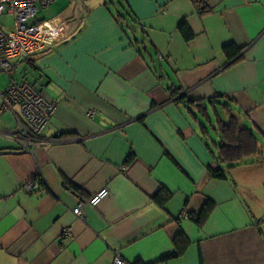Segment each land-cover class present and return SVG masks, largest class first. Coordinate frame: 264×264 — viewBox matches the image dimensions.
<instances>
[{
  "label": "crops",
  "instance_id": "1",
  "mask_svg": "<svg viewBox=\"0 0 264 264\" xmlns=\"http://www.w3.org/2000/svg\"><path fill=\"white\" fill-rule=\"evenodd\" d=\"M63 1L48 20L80 16L76 29L12 74L56 103L43 142L21 153L15 120L0 114V264H113L115 254L125 264H264V0H199L203 15L191 0ZM231 44L241 58L225 67ZM6 86L0 75V94ZM213 100L259 141L229 171L214 127L210 144L188 111ZM102 189L84 220L73 215ZM179 233L188 244L170 258Z\"/></svg>",
  "mask_w": 264,
  "mask_h": 264
},
{
  "label": "built area",
  "instance_id": "2",
  "mask_svg": "<svg viewBox=\"0 0 264 264\" xmlns=\"http://www.w3.org/2000/svg\"><path fill=\"white\" fill-rule=\"evenodd\" d=\"M57 0H0V18L5 14L13 21V30L6 31L0 24V75L7 77V86L0 94V114H10L16 122L13 138L20 143L21 153L32 154L37 145L42 143V133L50 124L56 111V103L49 100L42 88L25 80H16L13 73L31 57L43 54L58 42L70 36V29L75 30L77 18H54L34 21L42 10ZM92 117L93 112H87ZM36 179L23 185L22 191L31 194L37 188ZM108 196L102 189L86 202H78L72 210L75 217L84 220V206L96 207ZM184 216L186 215L183 212ZM65 230L62 237H69ZM113 264H125L115 254Z\"/></svg>",
  "mask_w": 264,
  "mask_h": 264
},
{
  "label": "trees",
  "instance_id": "3",
  "mask_svg": "<svg viewBox=\"0 0 264 264\" xmlns=\"http://www.w3.org/2000/svg\"><path fill=\"white\" fill-rule=\"evenodd\" d=\"M193 6L196 8L200 15L206 14L210 10L202 4L199 0H191ZM121 15L119 14L118 17ZM118 17L116 19H118ZM46 21V20H45ZM178 32L183 36L185 41H190L193 35L190 33L186 22L182 21L178 27ZM223 53L227 58L226 66L237 62L241 58L242 49H238L234 45H228L223 48ZM194 105V104H191ZM215 105H221V110L224 113L228 112V117L226 121L219 118L217 111L215 110ZM209 108L200 104L195 106V111L188 109L191 117L198 122L202 119L203 124H200V133L202 135L207 134V127L212 128V122L210 119L209 111L212 112L213 118L215 119V128L213 131L218 135L220 139L219 145L213 144V151L219 162L223 165H227L226 171L232 170L236 165H238L243 160L255 157L259 154L260 147L259 141L250 129L243 128L240 126L236 117L231 115L230 106L227 101H210L208 102ZM212 107V108H211ZM131 156L128 158L127 162H130ZM210 175L214 179H225V172L223 170L212 171L209 170ZM72 190L78 191L77 188L71 186ZM169 195L163 191H160L156 196H154V202L163 208L166 201L169 199ZM211 210L210 205H206L201 212L194 215L196 222L201 224L207 217ZM188 240L182 233H179L173 240L174 253L170 258L177 257L181 255L186 246Z\"/></svg>",
  "mask_w": 264,
  "mask_h": 264
},
{
  "label": "rangeland",
  "instance_id": "4",
  "mask_svg": "<svg viewBox=\"0 0 264 264\" xmlns=\"http://www.w3.org/2000/svg\"><path fill=\"white\" fill-rule=\"evenodd\" d=\"M64 7H65V3L63 0L57 1L56 3L50 5L48 8L42 10L39 17H37L34 21L40 22V21L48 20L51 17L55 16L58 12H60ZM0 24L8 32H11L13 30L12 18L10 16H8L7 14H5L3 17L0 18ZM209 115H210V119L212 122V127L215 128V119L213 118V114L211 111H209ZM220 116H221L222 120L226 121L225 114H222ZM211 129L212 128L209 129L210 132H209V138H208V142L210 144H212V142L213 143L217 142V138Z\"/></svg>",
  "mask_w": 264,
  "mask_h": 264
}]
</instances>
